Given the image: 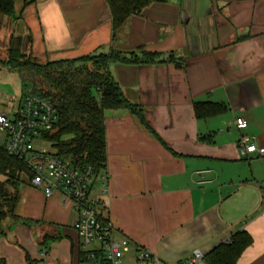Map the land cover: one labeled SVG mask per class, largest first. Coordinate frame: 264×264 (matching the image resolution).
<instances>
[{"label": "crops", "instance_id": "1", "mask_svg": "<svg viewBox=\"0 0 264 264\" xmlns=\"http://www.w3.org/2000/svg\"><path fill=\"white\" fill-rule=\"evenodd\" d=\"M14 10L0 15V40L31 36L38 63L158 54L110 67L136 111L106 110L107 163L91 186L115 239L130 240L125 264L139 249L164 262L207 254L242 230L252 242L235 264H264V156L238 148L242 135L264 147V0H157L115 35L106 0H14ZM24 88L1 99L0 111L14 112ZM197 102L223 109L199 116ZM18 191L16 217L0 231V264H81L100 248L84 245L62 194L47 197L25 176Z\"/></svg>", "mask_w": 264, "mask_h": 264}, {"label": "trees", "instance_id": "2", "mask_svg": "<svg viewBox=\"0 0 264 264\" xmlns=\"http://www.w3.org/2000/svg\"><path fill=\"white\" fill-rule=\"evenodd\" d=\"M157 0H106L112 15L114 35L133 16ZM14 0H0V14L13 17ZM31 36L13 37L7 59L0 63L17 71L25 87L51 99L58 111V121L44 138L58 155L69 159L77 167L92 166L94 174L101 173L107 163L106 110L136 106L124 96L110 73L115 63H152L156 53L126 55L122 52L96 53L74 59H60L38 63L29 52ZM196 114L209 116L223 109L211 102L195 103ZM30 179L26 167L0 148V231L4 222L16 217L19 200L18 185L23 177ZM252 242L242 230L205 254L207 264H235ZM81 263L86 260L82 253Z\"/></svg>", "mask_w": 264, "mask_h": 264}, {"label": "built area", "instance_id": "3", "mask_svg": "<svg viewBox=\"0 0 264 264\" xmlns=\"http://www.w3.org/2000/svg\"><path fill=\"white\" fill-rule=\"evenodd\" d=\"M57 121L58 111L51 99L27 86L14 112L0 111V134L4 138L0 148L26 167L34 187L42 188L47 197L62 194L65 204L77 211L74 228L84 245L100 244L98 250L88 251L81 264H125L124 255L130 249V240H116L113 224L102 218L101 201L91 194L95 175L92 166H75L58 155L44 138ZM235 124L238 129L248 127V121L241 116L235 119ZM238 148L244 158L264 156V147L248 142L244 135L238 139ZM134 264L207 263L200 249H195L189 258L175 262H164L152 251L139 249Z\"/></svg>", "mask_w": 264, "mask_h": 264}, {"label": "rangeland", "instance_id": "4", "mask_svg": "<svg viewBox=\"0 0 264 264\" xmlns=\"http://www.w3.org/2000/svg\"><path fill=\"white\" fill-rule=\"evenodd\" d=\"M9 45L10 42L8 39H5L4 41L0 40V58L5 60L7 59ZM23 87L24 85L21 82L20 74L17 71H11L7 66L0 63V101L1 99L5 98L7 100V98L11 97L12 95L17 97L20 96ZM2 94H4V96ZM3 141L4 138L0 134V143H3ZM129 255H132V252H130Z\"/></svg>", "mask_w": 264, "mask_h": 264}]
</instances>
